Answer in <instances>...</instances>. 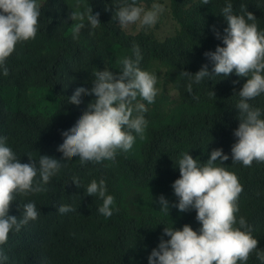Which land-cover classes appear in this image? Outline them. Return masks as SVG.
I'll return each mask as SVG.
<instances>
[{
    "label": "trees",
    "instance_id": "16d2710c",
    "mask_svg": "<svg viewBox=\"0 0 264 264\" xmlns=\"http://www.w3.org/2000/svg\"><path fill=\"white\" fill-rule=\"evenodd\" d=\"M87 1L93 14L100 13L101 24L93 29L85 22L79 37L73 39L69 32L74 21L69 13L75 10L70 0H40L42 13L36 38L17 45L7 61L8 76L0 71V136L7 137V146L22 163H28L30 156L38 164L41 155H48L62 160L63 165L45 186L48 191L16 195L10 215L21 217L23 205L34 202L39 216L19 232H11L8 242L0 245L8 256L5 264H149L148 257L158 247L165 227L182 229L188 224L193 230L201 228L194 209L182 213L171 207L178 203L172 184L180 178L177 164L181 154L189 152L203 164L214 149H223L229 155L221 166L234 172L243 186L237 220L246 218L253 237L259 240L258 250H264V163L253 161L251 167H245L233 164L231 159V148L237 140L234 131L241 122L236 108L238 92L248 78L235 72L228 77H206L193 84L190 94L187 77L180 75L182 71L195 74L204 65L212 71L213 64L205 53L224 46L222 38L228 25L221 9L227 2L233 4L236 15L246 17L247 11L252 12L258 29L264 32V0H210L207 5L202 0H171L172 15L180 28L163 41L155 35L159 24L137 33L121 28L113 19L120 0ZM137 3L149 9L162 0ZM214 27L221 38L216 37ZM133 42L143 56L140 67L148 71L154 62L161 63L180 101L173 100L177 105L169 111L164 108L166 97L157 95L150 105L145 102V138L137 136L133 148L119 151L114 161L84 165L78 157L63 161V153L57 150L64 140L62 133L75 125L95 99L82 95V103L77 106L68 103L69 97L78 87L90 89L95 71L106 65L113 72L119 70V58L113 49L120 46L125 56H131ZM5 89L18 92L21 103L16 110L10 107ZM35 89L53 93L58 100L55 114L33 111L30 95ZM213 91L216 96L210 94ZM249 102L261 109L264 119V93ZM74 177L80 179L82 187L76 186ZM93 179H104L108 194L115 197L119 210L110 218L98 212L101 199L86 195ZM134 191L141 194L139 214L132 213L126 204ZM161 195L170 203L169 214L160 211ZM60 205H70L75 211L60 214ZM247 264L264 261L253 252Z\"/></svg>",
    "mask_w": 264,
    "mask_h": 264
},
{
    "label": "clouds",
    "instance_id": "9594fccd",
    "mask_svg": "<svg viewBox=\"0 0 264 264\" xmlns=\"http://www.w3.org/2000/svg\"><path fill=\"white\" fill-rule=\"evenodd\" d=\"M210 0H202L207 5ZM165 11L161 3H153L151 8L138 5L137 0H120L113 19L121 28L138 25L141 28L154 27ZM42 13L40 0H0V71L9 75L8 58L18 44L33 40L39 30ZM228 27L222 38L224 46H217L214 52L205 56L212 62L209 72L204 65L192 74L182 71L187 77L186 90L191 94L193 84H199L206 77H228L233 72L247 77L238 92L239 127L234 131L236 142L231 148L232 163L251 167L253 161L264 163V119L261 109L249 101L264 93V32L258 29L256 16L252 12L236 15L233 4L227 2L221 9ZM100 13L93 14V8L86 6L70 11L69 19L73 39L79 37L85 21L95 29L101 24ZM216 37L220 33L213 28ZM132 55L121 57L119 74L109 69L95 71L92 87H78L69 97L68 103L79 106L82 95L94 96L87 109L77 119L74 126L64 131L63 143L58 151L63 153V161L78 157L80 164L99 163L116 159L119 151H130L137 139L143 140L148 120L145 113L148 105L155 103L158 95L157 74L140 67L143 56L138 44L133 42ZM238 83V81H234ZM211 95L216 96L215 92ZM28 163H22L16 153L7 146V137L0 136V245L8 242L9 234L19 232L30 221L38 218L36 204L23 205L21 217L10 215L16 195L42 193L48 191L50 183L63 167L62 160L41 155L37 161L30 156ZM229 155L223 149H214L206 163L201 164L189 152L181 154L178 161L180 178L172 184L178 203L171 205L180 212L196 211V220L201 228L185 224L182 229L165 227L160 243L151 251L149 264H247L250 255L256 252L257 259L264 261V250H258L259 240L252 235L251 226L245 217L237 220L238 199L243 186L238 176L224 165ZM219 162V164H217ZM39 177V179H37ZM72 181L82 187L78 177ZM86 195L102 200L98 212L110 218L115 207V197L108 194L106 181L93 179L86 187ZM160 211L169 214L170 203L161 195ZM60 214L75 211L70 205H60ZM238 225V226H237ZM164 236L170 239H164ZM8 256L0 248V264H5Z\"/></svg>",
    "mask_w": 264,
    "mask_h": 264
},
{
    "label": "rangeland",
    "instance_id": "374dc122",
    "mask_svg": "<svg viewBox=\"0 0 264 264\" xmlns=\"http://www.w3.org/2000/svg\"><path fill=\"white\" fill-rule=\"evenodd\" d=\"M70 2L73 5L74 10L79 9L80 11H83L86 6L91 7V4L87 0H70ZM161 4L165 6V11L159 18V21L157 23L159 24V27L155 30V35L159 40L163 41L167 37L175 35L180 27L177 21L173 18L171 0H162ZM126 29L130 32L137 33L141 30V27H139L138 25H130ZM69 36L73 37L71 31L69 32ZM113 50L119 59L121 57H124L126 54V51L120 46H115ZM105 69L110 70L109 65H106L100 71H103ZM166 70L167 69L161 63L154 62L148 71L157 74L158 81L156 87L159 90L158 95L160 97L167 98V100L164 102V108L165 110L169 111L177 105L173 102V100L180 101V97L174 85L167 82ZM114 73L119 74V70ZM3 93L12 109L16 110L18 107H20L21 100H18L19 96L17 91L5 89L3 90ZM30 100L34 103V112L55 114L58 110V100L48 89L33 90L30 95ZM140 196L141 194L139 192L134 191L127 199L126 204L129 210L134 214L140 213V206L138 204Z\"/></svg>",
    "mask_w": 264,
    "mask_h": 264
}]
</instances>
